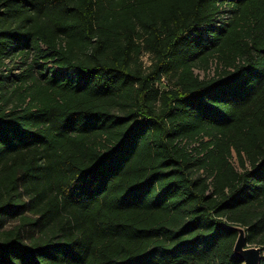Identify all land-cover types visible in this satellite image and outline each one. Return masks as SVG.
<instances>
[{"label":"trees","instance_id":"16d2710c","mask_svg":"<svg viewBox=\"0 0 264 264\" xmlns=\"http://www.w3.org/2000/svg\"><path fill=\"white\" fill-rule=\"evenodd\" d=\"M0 129V264H264V0H0Z\"/></svg>","mask_w":264,"mask_h":264},{"label":"rangeland","instance_id":"374dc122","mask_svg":"<svg viewBox=\"0 0 264 264\" xmlns=\"http://www.w3.org/2000/svg\"><path fill=\"white\" fill-rule=\"evenodd\" d=\"M140 62H141L142 68L146 69L151 63V56L149 54L143 53L140 57ZM19 66H21L20 61L15 59V56L4 61L3 67L1 68V72H2V75H4L6 77V80L4 81L5 82L4 87H6L7 89H5V88L1 89L2 93L6 94V95L8 94L9 83L14 82L15 79H17V78H15V76H17L20 73V67ZM5 68L8 71H5ZM214 69H215V64H212L210 69L208 71H205V72L203 70L195 69L194 75L198 76L200 79H203L207 76L212 77L214 75V71H215ZM167 82H168V80L165 79L162 86H165L166 85L165 83H167ZM167 84H169V86L172 85L170 83H167ZM192 146H195V145L192 144L191 147ZM229 162L231 163L233 168L236 169V171H238V172L240 171L239 166H238V162H237V158H236L234 153H232V157L230 158ZM201 172L202 171H200V173ZM25 214H27V213H25ZM18 223H19V221H18L17 215H13L10 213H1L0 214V230L11 229L12 227L16 226Z\"/></svg>","mask_w":264,"mask_h":264},{"label":"water","instance_id":"95a60500","mask_svg":"<svg viewBox=\"0 0 264 264\" xmlns=\"http://www.w3.org/2000/svg\"><path fill=\"white\" fill-rule=\"evenodd\" d=\"M231 228L237 233L232 249L233 258L238 259L242 264H261L262 249L246 244V233L243 227L232 226Z\"/></svg>","mask_w":264,"mask_h":264},{"label":"snow or ice","instance_id":"6c2138e0","mask_svg":"<svg viewBox=\"0 0 264 264\" xmlns=\"http://www.w3.org/2000/svg\"><path fill=\"white\" fill-rule=\"evenodd\" d=\"M4 135V132L2 129H0V137H2Z\"/></svg>","mask_w":264,"mask_h":264},{"label":"built area","instance_id":"2783aa9c","mask_svg":"<svg viewBox=\"0 0 264 264\" xmlns=\"http://www.w3.org/2000/svg\"><path fill=\"white\" fill-rule=\"evenodd\" d=\"M164 82V79H162V83ZM166 84V83H165Z\"/></svg>","mask_w":264,"mask_h":264}]
</instances>
